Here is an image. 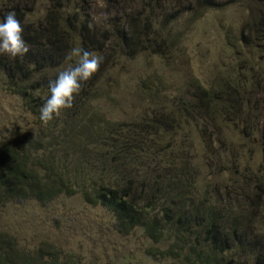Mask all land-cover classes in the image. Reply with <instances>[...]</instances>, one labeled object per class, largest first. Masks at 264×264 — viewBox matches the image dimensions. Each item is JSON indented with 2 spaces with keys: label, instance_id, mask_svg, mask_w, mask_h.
I'll return each instance as SVG.
<instances>
[{
  "label": "trees",
  "instance_id": "trees-1",
  "mask_svg": "<svg viewBox=\"0 0 264 264\" xmlns=\"http://www.w3.org/2000/svg\"><path fill=\"white\" fill-rule=\"evenodd\" d=\"M39 1L45 3L41 16ZM241 5L249 13L234 37L230 59L237 61L206 88L191 73L178 77L173 57L185 52L187 28L221 6L216 0H106L102 15L91 0H0V18L15 12L30 48L22 59L0 56V77L28 110L40 114L49 80L75 63V57L65 59L72 48L103 56L72 108L47 125L38 121L31 130L0 136V212L13 201L45 206L80 197L110 212L121 234L142 230L153 244L145 250L149 257L182 264H264V236L252 222L264 190V64L253 56L240 59L242 44H252L250 36L264 43V0H225L223 6ZM141 58L145 66L138 65ZM124 87L153 108L152 120L141 112L130 121L116 117L114 108L126 111L125 100L113 105L114 93ZM202 118L235 126L245 147L248 141L260 144V163L250 165L248 154L229 147V135L218 133L232 161V183L222 179L228 160L220 156L215 168L208 164L215 143L206 142L201 129L203 149H209L202 159L197 151L184 161L195 164L189 168L172 161L163 176L160 158L176 157L175 135L184 131L183 122L198 129L206 125ZM186 134L192 140V132ZM238 188L242 195L235 197ZM17 244L0 230V264H63L56 248L53 256L49 246L48 253L31 255Z\"/></svg>",
  "mask_w": 264,
  "mask_h": 264
},
{
  "label": "rangeland",
  "instance_id": "rangeland-1",
  "mask_svg": "<svg viewBox=\"0 0 264 264\" xmlns=\"http://www.w3.org/2000/svg\"><path fill=\"white\" fill-rule=\"evenodd\" d=\"M216 2L221 6L211 9L203 18L193 23L192 27L187 28L190 34L188 41L185 42V52L181 56L173 57L176 59L174 66L177 69L175 74L178 77L190 78L189 74L191 73V76L196 77L206 88L213 87L221 76L228 74L231 65L236 63L237 60L230 59L231 54L235 57L232 53L236 41L234 37L240 36L239 28H242L243 21L249 13L246 6L224 7L225 0H216ZM91 4L99 8L95 10L100 15L106 9V0H91ZM44 6V2L37 3L38 16L43 14ZM243 30L247 32L246 28ZM250 37L252 44L247 47L242 44L240 59L253 56L258 62L264 64V48L259 47L264 44L263 41L255 42L254 37ZM261 51L263 52L261 53ZM138 65H146L144 58L139 60ZM36 78V80H41L39 73H36ZM128 91L124 87L123 92L119 90L118 93H114L116 99L113 105L123 104L125 100L124 109L126 110L123 112L122 109L114 108L116 117L119 119L124 117L128 120L138 116L141 112L152 120L155 114L153 108L148 109L147 102H141L142 100L134 96L133 92L130 95ZM143 108H147V110H143ZM39 115L34 109L28 110L25 101L20 96L14 95L0 77V136L7 130L26 131L37 127L35 123L40 121ZM202 121L206 125L199 126L198 129L195 128V124H190L191 122H183L182 129L184 131L175 135L176 157L172 153H164V157L160 158L162 165L166 166L164 172L161 173L163 176L168 172L169 163L172 161L176 162L178 166L184 165L185 160L192 159V156H198L197 151L200 152V159H202L204 152L209 149L208 147L203 149L201 129H204L206 142L213 141L215 143L214 152L210 154L208 164L215 168L220 156H224L228 160V163H222L223 166L229 167L228 170L222 171L224 173L222 179L228 177L230 183L233 180L230 170L232 161L227 156L230 152H224L222 144L217 138L220 133H226L231 138L229 147L237 149L240 154L242 152L248 154L250 165L260 163L262 160V154L259 152L260 144L256 147L248 141L249 145L245 147L247 141L241 137L239 130L235 126H227L226 121L211 123L204 118ZM188 131L192 132V140L185 137ZM213 133L215 136L212 135ZM236 140L240 145H237ZM190 165L195 164L191 163ZM190 165H184V167L189 168ZM203 168L205 167L201 165V169ZM202 177L205 178L204 175ZM238 190L235 197L239 193L240 196L242 195L241 189L238 188ZM252 222L255 233L264 236V190L260 191L257 212L252 218ZM0 230L6 232L10 237L15 236L18 241L17 246L24 247L31 255L40 254V250H43L44 253H48L50 250L51 256H53V248H56L58 250L56 255L59 256L63 264H182L181 261L173 259L147 256L145 250L153 244L145 237L142 230H135L130 235L121 234L110 212L101 207L85 204L80 197L62 198L45 206L35 201L10 202L0 212ZM46 258L48 257L46 256ZM248 264L253 263L250 261Z\"/></svg>",
  "mask_w": 264,
  "mask_h": 264
},
{
  "label": "clouds",
  "instance_id": "clouds-1",
  "mask_svg": "<svg viewBox=\"0 0 264 264\" xmlns=\"http://www.w3.org/2000/svg\"><path fill=\"white\" fill-rule=\"evenodd\" d=\"M23 31L15 12L0 18V56L16 60L27 55L30 48L23 38ZM74 57V64L59 71L55 79L48 82L49 95L39 109V119L44 125L59 117L63 110L72 108L82 85L93 77L103 63V56L80 47L72 48L65 59L72 61Z\"/></svg>",
  "mask_w": 264,
  "mask_h": 264
}]
</instances>
